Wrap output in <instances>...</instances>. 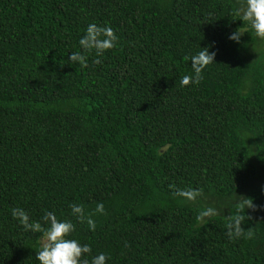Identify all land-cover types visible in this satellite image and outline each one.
I'll return each mask as SVG.
<instances>
[{"label":"trees","instance_id":"obj_1","mask_svg":"<svg viewBox=\"0 0 264 264\" xmlns=\"http://www.w3.org/2000/svg\"><path fill=\"white\" fill-rule=\"evenodd\" d=\"M243 7L0 0V264H40L43 232L25 230L17 206L33 222L45 211L71 220L69 238L107 264H264V39L240 20ZM92 22L114 29L115 47L70 64ZM200 47L215 62L181 86ZM177 189L197 196L184 202ZM243 200L253 235L229 239ZM206 207L216 214L198 220Z\"/></svg>","mask_w":264,"mask_h":264},{"label":"clouds","instance_id":"obj_2","mask_svg":"<svg viewBox=\"0 0 264 264\" xmlns=\"http://www.w3.org/2000/svg\"><path fill=\"white\" fill-rule=\"evenodd\" d=\"M240 20L247 22L248 26L254 31L255 36L264 39V0H244L243 11ZM242 32L235 31L229 34L228 39L239 41ZM118 40L117 34L110 26H102L95 22L89 23L84 30V34L79 39L80 51H71L67 61L70 64H80L84 66L88 63L87 53L95 52L97 57L104 55L105 51L114 48ZM201 50L191 55L192 72L185 74L180 78L181 86H186L190 82L198 84L202 79L203 70L212 62L216 52L210 50L209 47H200ZM174 195L182 198V201L195 199L197 192L194 189H177ZM252 200L240 201L237 214L229 218L227 225V235L229 239H238L242 235H247L249 238L253 235L251 231L245 233V228L242 223L245 217L241 214L246 208L253 207ZM71 213L77 220L85 222L95 227V221L91 216L85 214L82 204L71 203ZM95 213L103 214L105 205L103 202H98L95 207ZM217 209L214 207H206L200 211L197 216L198 220H203L205 217L215 215ZM11 214L14 219L23 226L25 230L42 231L45 242L36 252V257L40 264H107L110 258L105 252H99L91 256V259L85 255L91 253L90 244L81 243L78 239L69 238V234L75 230V225L71 220L58 219L53 211H45L41 220L33 222L28 211L20 206L11 209Z\"/></svg>","mask_w":264,"mask_h":264},{"label":"rangeland","instance_id":"obj_3","mask_svg":"<svg viewBox=\"0 0 264 264\" xmlns=\"http://www.w3.org/2000/svg\"><path fill=\"white\" fill-rule=\"evenodd\" d=\"M45 242V238L43 237L41 240H40V244H41V246H42V244ZM97 253H99L98 252V248L95 246V247H92V251H91V253H88V254H85L88 258H89V260L91 259V256H93V255H96Z\"/></svg>","mask_w":264,"mask_h":264}]
</instances>
